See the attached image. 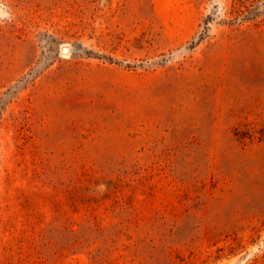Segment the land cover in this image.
<instances>
[{
	"label": "rangeland",
	"instance_id": "1",
	"mask_svg": "<svg viewBox=\"0 0 264 264\" xmlns=\"http://www.w3.org/2000/svg\"><path fill=\"white\" fill-rule=\"evenodd\" d=\"M0 264H264V0H0Z\"/></svg>",
	"mask_w": 264,
	"mask_h": 264
}]
</instances>
